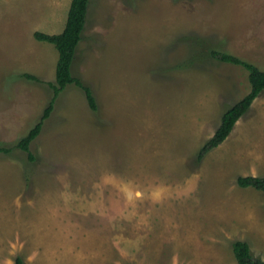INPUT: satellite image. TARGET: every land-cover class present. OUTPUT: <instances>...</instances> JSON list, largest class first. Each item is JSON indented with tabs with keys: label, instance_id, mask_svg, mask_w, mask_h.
Returning a JSON list of instances; mask_svg holds the SVG:
<instances>
[{
	"label": "rangeland",
	"instance_id": "rangeland-1",
	"mask_svg": "<svg viewBox=\"0 0 264 264\" xmlns=\"http://www.w3.org/2000/svg\"><path fill=\"white\" fill-rule=\"evenodd\" d=\"M70 1L0 0V264H237L235 241L264 260V193L236 184L264 176V90L196 160L249 91L209 51L264 70V0H90L71 73L97 109L68 85L28 161L58 57L33 34L60 33Z\"/></svg>",
	"mask_w": 264,
	"mask_h": 264
},
{
	"label": "trees",
	"instance_id": "trees-1",
	"mask_svg": "<svg viewBox=\"0 0 264 264\" xmlns=\"http://www.w3.org/2000/svg\"><path fill=\"white\" fill-rule=\"evenodd\" d=\"M89 1L90 0L70 1L65 25L60 33L49 35L40 31H35L33 34V37L36 40L51 43L57 50L58 57L55 65V82L54 84L47 83L52 89L53 97L46 108H44L40 120L37 121L27 134L21 137L16 144V148L26 153L28 161L35 158L30 150V143L40 133L43 121L49 117L51 110H53L52 108L56 96L68 85L73 84L82 91L86 102L92 111H96L97 109L96 100L90 88L71 73V63L75 50L81 41V33L85 25ZM209 55L219 62L243 67L248 74L249 91L235 104L224 109L220 117L219 126L196 153L197 161L201 160L206 153L217 147L226 139L237 120L247 111L253 99L264 90V70H261L255 64L225 51L211 49ZM186 63H188V61H186ZM21 76L28 80L39 82L38 77L34 75L23 73ZM9 151V147L0 146V153H7ZM27 175L28 174L25 173V177ZM236 184L242 188L250 187L264 193V176H239L236 179ZM232 252L237 264H264V260L256 258L251 254L248 243L244 241L233 242ZM13 264H24V261L21 257L17 256L15 257Z\"/></svg>",
	"mask_w": 264,
	"mask_h": 264
}]
</instances>
